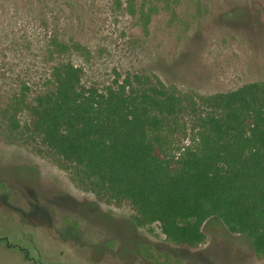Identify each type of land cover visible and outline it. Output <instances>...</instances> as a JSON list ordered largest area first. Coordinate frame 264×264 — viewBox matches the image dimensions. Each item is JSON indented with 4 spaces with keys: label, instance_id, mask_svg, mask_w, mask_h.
Segmentation results:
<instances>
[{
    "label": "rangeland",
    "instance_id": "obj_1",
    "mask_svg": "<svg viewBox=\"0 0 264 264\" xmlns=\"http://www.w3.org/2000/svg\"><path fill=\"white\" fill-rule=\"evenodd\" d=\"M141 2L0 0V264H264L216 217L194 248L172 244L158 224L137 226L128 203L80 189L66 165L4 118L22 86L31 101L61 60L100 88L114 71L199 95L264 81V0H147L146 28ZM56 42L80 49L59 53ZM18 120L26 125L27 112Z\"/></svg>",
    "mask_w": 264,
    "mask_h": 264
},
{
    "label": "trees",
    "instance_id": "obj_2",
    "mask_svg": "<svg viewBox=\"0 0 264 264\" xmlns=\"http://www.w3.org/2000/svg\"><path fill=\"white\" fill-rule=\"evenodd\" d=\"M146 1L138 9L144 28L153 12ZM28 90L23 85L3 110L10 130L39 140L80 189L128 203L137 226L158 224L184 248L203 243V225L216 217L264 257V81L199 95L153 74L114 71L100 88L61 60L31 101Z\"/></svg>",
    "mask_w": 264,
    "mask_h": 264
}]
</instances>
